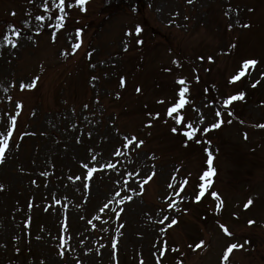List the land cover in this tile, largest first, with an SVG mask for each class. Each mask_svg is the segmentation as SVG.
Segmentation results:
<instances>
[{
  "label": "rangeland",
  "instance_id": "rangeland-1",
  "mask_svg": "<svg viewBox=\"0 0 264 264\" xmlns=\"http://www.w3.org/2000/svg\"><path fill=\"white\" fill-rule=\"evenodd\" d=\"M44 2L0 0V132L6 135L11 119L17 121L0 163V262L13 264L19 247L26 256L15 264H157L166 241L160 264H264V128L256 127L264 124V0H95L85 6L87 16H80L76 0H66L63 28L56 26L59 0H47L49 11ZM104 7L116 13L102 18ZM80 18L88 29L77 38ZM247 20L251 28L243 27ZM140 40L154 44L140 51ZM246 59L258 61L244 77L256 97L243 99L233 118L223 104L228 92L220 97L216 86L228 84ZM181 78L189 92L180 114L211 141L203 150L184 146L171 130L167 109ZM199 81L216 87L210 98L195 95ZM29 82L35 87L22 90ZM219 119V129L204 131ZM124 136L145 143L124 148ZM206 149L216 174L199 205ZM82 163L97 168L90 180ZM212 191L223 200L219 209ZM165 215L178 223L161 224ZM232 243L244 247L224 262Z\"/></svg>",
  "mask_w": 264,
  "mask_h": 264
},
{
  "label": "snow or ice",
  "instance_id": "snow-or-ice-1",
  "mask_svg": "<svg viewBox=\"0 0 264 264\" xmlns=\"http://www.w3.org/2000/svg\"><path fill=\"white\" fill-rule=\"evenodd\" d=\"M88 0H76V4L77 6H79L81 8V10H86V8L84 7L86 4H87ZM188 3H192L193 0H187ZM65 3H66V0H59V3L56 4L55 6L59 9L60 13H62L60 16H58L57 18V27L58 28H63L65 26V20H66V17H67V13L65 12ZM43 8L45 11H49V6H48V3H47V0H45V2L43 3ZM15 13H13L14 15ZM38 20H44V16H38L37 17ZM243 27H250V25L248 24H245L243 25ZM142 29L140 27H137L136 28V35L138 36L140 33H141ZM12 32L13 34L16 36V37H19L20 36V32L17 31L15 29L14 26H12ZM129 35H131V33H129ZM75 36L77 38H79L81 36V30H77L76 33H75ZM4 39L7 41L8 44H10L13 48L17 47V42L15 40H13L11 38V36H5ZM53 41H55L56 37L55 35H53L52 37ZM138 43H143L142 40L140 41H137ZM82 46V40L80 42H77V43H74L72 45V47L74 49H80ZM232 48H235L236 45L235 44H232L231 45ZM66 55V53H64ZM91 56V53H89V57ZM201 60H203L204 58L201 57L200 58ZM208 60L209 61H212L213 60V57L209 56L208 57ZM258 64V61L256 59H246L242 62V65L239 69V71L233 75L231 78H230V83H235L237 81H239L242 77L245 76L247 70L249 69V67L251 66L253 69L255 68V66ZM94 67V65H93ZM35 79H39V77H36ZM93 79H96V77H93ZM198 79V78H197ZM176 83L180 86L179 89H178V100L176 102H174L172 104V106H170L168 109H167V116L168 117H171L174 119L175 121V124L177 126H180V125H183L185 127V131L183 132V135L186 136L189 140H196L197 143H199L200 141L197 139V132L200 131V129L196 128V127H193V124L191 122H185V118L183 115L180 114V110L183 109L185 107L186 104H188V100L186 98V94L189 92V88L187 86V83H186V80L181 78V79H178L176 81ZM260 81L257 80L255 84H253V87H255L257 84H259ZM125 84V78H121V86L123 87ZM32 87H35V83L34 82H29L28 84H22L21 85V89L23 90L24 88H32ZM137 92H140L141 89L140 88H137L136 89ZM117 96H119V94H117ZM244 96H245V93L243 92H240L238 94H235V95H231L229 97H227L224 101H223V104H224V107L227 108L229 106H231L233 104L234 101H238V100H243L244 99ZM159 103H164L163 100L159 101ZM88 106L85 105V108H87ZM176 114L175 116L173 114ZM149 116H153V114L149 113L148 114ZM216 116L217 117H221V113L219 111H217L216 113ZM156 118H159V113H156L155 116L153 117V119H156ZM165 123H167V121H165ZM224 123L223 119H219L217 120L216 122L212 123L210 125V127H207L204 129L205 132H208V131H211L213 129H219L222 124ZM228 123H231V121L229 120ZM16 125H17V121L15 119V117H13L11 119V129L7 131L6 135L5 133L3 132H0V163H3L4 162V159H5V153H6V150L8 149L9 147V140L10 138L12 137L13 135V131L15 130L16 128ZM147 127H151L152 126V121L149 120L147 125ZM256 127H259V128H264V124H259V125H256ZM172 132H177L178 131V127H172ZM247 133H245V139H247ZM22 139V137H21ZM124 141L125 143L123 144V147L124 148H132V149H139L140 147H142L145 143V141L143 139H138L136 136H124ZM208 143L210 144L211 141H208ZM207 151V170H205L202 174V176L200 177L201 180L204 181L203 184H201L199 187H200V191L195 195V201L196 202H199L201 200L202 197H204L205 193L208 192V189L211 187L213 181H212V177L215 176L216 174V169L215 167H213V160H214V155H213V152L211 150H208L206 149ZM116 155H120V151L117 149L116 150ZM93 159H95V157H93ZM82 166L87 169V175H86V179L90 180L93 176V174L97 171V168L95 167H89V164L88 163H82ZM107 167H115V165H106ZM41 175H45V173H41ZM131 175V174H129ZM155 176V171H153L149 176H147L146 179L143 180V182L140 184V188H141V194H142V191H143V188H144V185L147 184L150 180L153 179V177ZM76 179H80V177H76ZM33 183H35V181H33ZM184 184H187V181H184ZM87 187V185H85ZM169 187H173L171 184H169ZM3 189V185H0V190ZM180 191H183V187L180 188ZM179 194V193H177ZM117 196H120V193L117 192L116 193ZM210 195L215 198L219 203L217 204V208L219 209L222 205H223V200L221 199L220 195L215 192V191H212L210 192ZM124 197L121 198V203L124 201ZM126 199L128 200H131L132 197H126ZM253 204V200L252 199H249L246 204L244 205L245 209H248L249 206H251ZM31 207V205H30ZM169 208H174L175 207V203L174 202H170L169 205H168ZM105 208H108V204H105L101 209L100 211L103 212ZM120 211H123V209H120ZM187 211V210H185ZM165 221H168V224H167V227L168 228H171L173 225L177 224L178 223V220L177 218L173 217L171 220H169V217L167 215H165L162 220L160 221L161 224H163ZM249 225H252L255 223V221L253 220H249L248 221ZM66 225H65V230H66ZM219 227L221 229H223V231L231 236L233 235L232 232L229 231V229L224 225V224H220ZM161 231H166V229H161ZM164 247L162 249H160V256L157 257V264H160V261L164 255V253L168 250L167 248V242L164 241ZM204 244V241H200V244H197L196 247L199 248L200 245ZM116 245L113 244V248H115ZM244 246L242 244H237V243H232L231 245H229L226 249V252L223 256V261L224 262H227L229 260V254H231L233 252L234 249H238V248H243ZM173 252L175 251H178L177 248H172L171 249ZM63 251H61L60 255L63 256ZM140 264H144L143 260L140 261Z\"/></svg>",
  "mask_w": 264,
  "mask_h": 264
},
{
  "label": "trees",
  "instance_id": "trees-1",
  "mask_svg": "<svg viewBox=\"0 0 264 264\" xmlns=\"http://www.w3.org/2000/svg\"><path fill=\"white\" fill-rule=\"evenodd\" d=\"M225 90H226V87H224L223 92H224ZM251 97H252V98H255L256 95H255L254 93H252V94H251ZM235 109H236V113H238V109H239V107H235ZM17 255H18V254H16V255L14 254V255H13L14 260L17 258V257H16ZM21 255H22V254H21ZM22 256H23V255H22Z\"/></svg>",
  "mask_w": 264,
  "mask_h": 264
}]
</instances>
